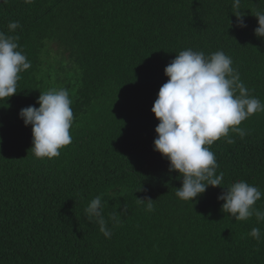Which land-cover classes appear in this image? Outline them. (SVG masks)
Wrapping results in <instances>:
<instances>
[{"label": "trees", "instance_id": "1", "mask_svg": "<svg viewBox=\"0 0 264 264\" xmlns=\"http://www.w3.org/2000/svg\"><path fill=\"white\" fill-rule=\"evenodd\" d=\"M232 5L0 0V32L18 35L31 62L17 94L0 99V264H264V222L235 221L217 199L239 180L264 192V113L241 123L244 139L229 133L235 143L221 138L210 147L224 179L193 203L176 197L182 178L153 149L159 121L151 109L167 82L165 67L182 50H223L264 102V38L254 35L252 15L264 0H241L243 29ZM10 22L21 27L10 32ZM49 47L61 61L44 58ZM61 87L72 99V143L59 157L37 159L19 112ZM96 196L108 201L105 219L126 208L110 239L84 218ZM135 198H151L154 210ZM256 207L264 209V198ZM253 227L261 228L259 243L249 235Z\"/></svg>", "mask_w": 264, "mask_h": 264}, {"label": "clouds", "instance_id": "2", "mask_svg": "<svg viewBox=\"0 0 264 264\" xmlns=\"http://www.w3.org/2000/svg\"><path fill=\"white\" fill-rule=\"evenodd\" d=\"M232 7L236 27L246 28L241 0H233ZM252 15L258 21L254 35L264 38V10ZM20 27L19 22L8 25L10 32ZM18 40V35L0 32V99L8 100L17 94L20 73L31 67V62L19 50ZM233 64L232 57L223 50L206 55L204 51L188 48L176 54L164 69L168 79L160 87L151 109L159 121L153 149L169 162V171L177 172L182 178V185L175 192L181 201L193 203L209 186L221 187L224 173L217 174L219 164L210 147L221 138L227 144L235 143L229 133L244 139L247 131L240 127L241 123L254 114L264 113V102L251 94ZM36 103L38 108L21 109L19 118L25 127L31 126L33 156L51 160L72 143L70 130L75 120L72 99L69 91L61 87L41 93ZM112 195L119 196L116 192ZM262 198L264 192L258 186L239 180L224 189L217 199L223 201L222 211L235 221L255 217L257 223H261L264 209L256 205ZM135 199L138 204L146 205L147 211L154 210L151 198ZM106 205L108 201L96 196L85 207L84 218L90 224H97L100 233L110 239L112 228L121 225V215L126 208L121 212L115 209L105 219ZM249 235L259 243L261 228H251Z\"/></svg>", "mask_w": 264, "mask_h": 264}, {"label": "rangeland", "instance_id": "3", "mask_svg": "<svg viewBox=\"0 0 264 264\" xmlns=\"http://www.w3.org/2000/svg\"><path fill=\"white\" fill-rule=\"evenodd\" d=\"M48 51V54L44 58L50 63L62 60V53H59L56 47H49Z\"/></svg>", "mask_w": 264, "mask_h": 264}]
</instances>
